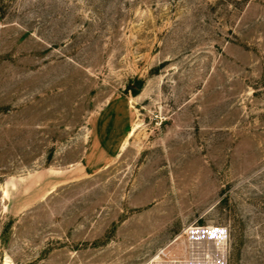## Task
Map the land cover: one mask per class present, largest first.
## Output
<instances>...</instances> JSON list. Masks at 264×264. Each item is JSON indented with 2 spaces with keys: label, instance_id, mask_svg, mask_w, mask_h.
I'll list each match as a JSON object with an SVG mask.
<instances>
[{
  "label": "rangeland",
  "instance_id": "374dc122",
  "mask_svg": "<svg viewBox=\"0 0 264 264\" xmlns=\"http://www.w3.org/2000/svg\"><path fill=\"white\" fill-rule=\"evenodd\" d=\"M0 264H264V0H0Z\"/></svg>",
  "mask_w": 264,
  "mask_h": 264
},
{
  "label": "trees",
  "instance_id": "16d2710c",
  "mask_svg": "<svg viewBox=\"0 0 264 264\" xmlns=\"http://www.w3.org/2000/svg\"><path fill=\"white\" fill-rule=\"evenodd\" d=\"M240 1H242V0H240ZM244 1H246V0H244ZM134 83L136 84V86H135V87H130V88H131V90H132V93H133L134 95H137V94L140 93L141 89H142L143 86H144V80L141 79V78H138V79H135V80H134Z\"/></svg>",
  "mask_w": 264,
  "mask_h": 264
}]
</instances>
